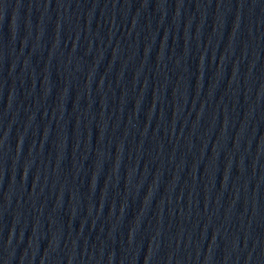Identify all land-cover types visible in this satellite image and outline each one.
Instances as JSON below:
<instances>
[{
    "label": "water",
    "instance_id": "95a60500",
    "mask_svg": "<svg viewBox=\"0 0 264 264\" xmlns=\"http://www.w3.org/2000/svg\"><path fill=\"white\" fill-rule=\"evenodd\" d=\"M0 264H264V0H0Z\"/></svg>",
    "mask_w": 264,
    "mask_h": 264
}]
</instances>
